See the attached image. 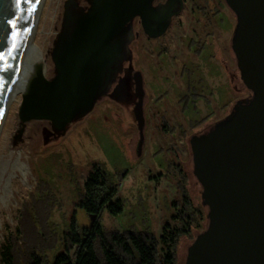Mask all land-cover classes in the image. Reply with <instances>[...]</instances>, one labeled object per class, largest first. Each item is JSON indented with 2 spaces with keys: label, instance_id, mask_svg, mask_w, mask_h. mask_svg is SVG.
<instances>
[{
  "label": "rangeland",
  "instance_id": "obj_1",
  "mask_svg": "<svg viewBox=\"0 0 264 264\" xmlns=\"http://www.w3.org/2000/svg\"><path fill=\"white\" fill-rule=\"evenodd\" d=\"M92 1L41 0L31 39L41 50L46 79L55 76L63 47L77 22L88 14ZM167 1L173 0H149L148 14L155 16ZM182 1L181 6L174 2L179 12L158 37L147 35L137 17L123 27L110 41L103 70L96 69V79L100 75L101 81L90 109L65 118L62 128L47 119H23L19 90L8 103L0 126V252L8 235L18 227L21 205L30 202L39 189L55 229H65L73 212L79 226L89 224V216L76 202L95 163L116 185L111 201L119 198L123 202L117 214L101 212L103 227H146L159 240L163 254L164 230L179 226L173 202L181 197L177 187L180 168L193 204L199 209L190 235L178 241L176 264H185L188 246L208 223L189 140L229 118L252 93L240 78L231 48L235 14L225 0ZM193 2L204 6L205 17L191 12ZM214 11L220 15H214ZM218 17L225 22H219ZM188 38L205 42L200 55L187 49ZM183 64L191 71L192 86L203 96L198 97L195 111L181 109L179 98L188 92L181 72ZM133 70L142 73L147 93L139 154L135 151L138 128L133 110ZM59 251H64L61 246L56 249Z\"/></svg>",
  "mask_w": 264,
  "mask_h": 264
},
{
  "label": "water",
  "instance_id": "obj_2",
  "mask_svg": "<svg viewBox=\"0 0 264 264\" xmlns=\"http://www.w3.org/2000/svg\"><path fill=\"white\" fill-rule=\"evenodd\" d=\"M148 0H93L65 43L51 79L25 73L20 84L23 119L65 118L89 110L100 84L110 41ZM237 17L232 49L252 96L226 120L190 138L194 174L202 187L208 223L187 248L185 264H264V0H225ZM41 0H0V126L17 84ZM100 67L90 75L94 63ZM98 74V73H97ZM134 116L143 142L142 78L133 73Z\"/></svg>",
  "mask_w": 264,
  "mask_h": 264
},
{
  "label": "trees",
  "instance_id": "obj_3",
  "mask_svg": "<svg viewBox=\"0 0 264 264\" xmlns=\"http://www.w3.org/2000/svg\"><path fill=\"white\" fill-rule=\"evenodd\" d=\"M177 173L181 197L173 206L179 226L164 230L161 239L166 246L165 253H160L159 240L146 227L139 230L103 227L101 212L117 214L122 211L123 202L119 198L111 201L116 185H112L102 168L94 163L76 202L89 216V224L79 226L73 212L65 229H55L56 223L50 221L46 198L39 189L30 202L21 205L18 227L15 233L8 235L0 252V264H176L179 238L190 235L199 213L188 193L186 176L180 168ZM60 246L64 251L56 252Z\"/></svg>",
  "mask_w": 264,
  "mask_h": 264
},
{
  "label": "flooded vegetation",
  "instance_id": "obj_4",
  "mask_svg": "<svg viewBox=\"0 0 264 264\" xmlns=\"http://www.w3.org/2000/svg\"><path fill=\"white\" fill-rule=\"evenodd\" d=\"M176 1L177 5L176 6H181L182 5V0H173L172 3L170 2H164L161 6V9L156 11L155 16H151V12L148 9V3L149 0L147 2V8L145 11V20H142V18L139 15H136L135 17L138 18L139 23L142 25V28L144 30V32L147 35L153 36V37H158L159 35L163 34L167 28V22L168 20L175 14H177L179 12V10H176L177 8H175L176 6L174 5V2ZM205 3L209 2L210 0H204ZM228 6V5H227ZM229 7V6H228ZM231 10V9H230ZM232 11V10H231ZM148 12L150 14H148ZM191 12L192 13H197L199 12L202 16L205 17L206 15V10L204 8V6H202L201 4L197 3V2H193L191 4ZM233 12V11H232ZM234 13V12H233ZM213 14L215 15H220V12L218 11H214ZM235 14V13H234ZM223 17V16H222ZM133 19V18H132ZM219 22L223 23L225 22L224 18L223 20L220 21V17H218ZM228 24V22H227ZM237 26V17L235 15V25H234V31H233V35H232V39L234 36V32ZM205 42L203 40L200 39H196L194 40L193 38H188L187 42H186V47L187 49L193 51L195 54L200 55L201 52L203 51V49L205 48L204 46ZM231 48H232V40H231ZM233 50V49H232ZM234 52V51H233ZM236 57V56H235ZM236 64H237V59H236ZM238 67V65H237ZM135 71H138L141 75L142 78V86H143V90H144V94H143V98H142V110H143V116H144V109H143V105H144V97L147 94L146 93V89L144 86V79H143V75L140 72V70H133L131 73V80H132V93L133 96L135 98L134 104L137 100L136 95H135V91H134V82H133V73ZM181 72L185 74V81H186V85L188 87V92L184 93L180 98L179 101L182 104V112L187 111L186 109H192L193 111L197 110V106H196V102L198 100V97H203L202 94L197 91V89H195L192 86V80H191V71L189 68L185 67L184 64L181 66ZM201 78H199L200 80ZM198 80V81H199ZM201 82V80H200ZM195 95V96H194ZM191 104V107H190ZM239 105V104H238ZM238 105L236 106V108L238 107ZM134 107V106H133ZM235 108V110H236ZM79 111V110H78ZM235 112V111H234ZM232 115V114H231ZM205 118V117H204ZM201 118V119H204ZM199 120H197L196 122L194 121V123H192V125H195L196 123H198ZM144 123H145V117H144ZM144 127V126H143ZM172 129V128H171ZM205 134V133H204ZM138 139H139V135H138ZM137 139V142H138ZM136 142V145H137ZM143 143V142H142ZM136 151V150H135ZM137 153V152H136ZM138 154V153H137Z\"/></svg>",
  "mask_w": 264,
  "mask_h": 264
},
{
  "label": "bare ground",
  "instance_id": "obj_5",
  "mask_svg": "<svg viewBox=\"0 0 264 264\" xmlns=\"http://www.w3.org/2000/svg\"><path fill=\"white\" fill-rule=\"evenodd\" d=\"M39 50H38V46L36 45V43L34 41H32V39L29 40L28 46H27V53H26V56L24 58V62L22 63V70L20 72V75L18 76L17 84L14 86L15 88L13 89V91L10 95L8 103L11 101V99L14 97V95L18 92V90L20 91V84L22 83L21 78H22L23 74H25V73L44 74V66L42 64V60H41V56H40L41 53L39 52ZM102 60H103V57L101 56L94 63L93 69H92V72L90 75L91 79L94 77V71L96 70V68L100 67ZM8 103H7V105H8Z\"/></svg>",
  "mask_w": 264,
  "mask_h": 264
}]
</instances>
